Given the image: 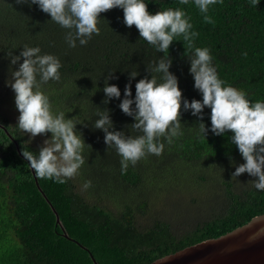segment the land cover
I'll return each instance as SVG.
<instances>
[{"label":"trees","instance_id":"16d2710c","mask_svg":"<svg viewBox=\"0 0 264 264\" xmlns=\"http://www.w3.org/2000/svg\"><path fill=\"white\" fill-rule=\"evenodd\" d=\"M147 7L151 13L183 8L198 33L194 46L210 49L219 77L250 100H264V0L257 6L250 0H223L210 7L211 24L191 2L148 0ZM98 27L99 35L72 48L65 40L67 30L38 6L0 0V92L15 103L6 80L10 67L18 68L23 59L11 65L9 51L18 55L27 44L57 56L61 81L43 87L55 111L82 122L76 127L86 143L83 182H92L83 190L77 176L65 184L38 178L22 150L35 154L39 146L17 128L18 121L0 114V264H147L264 213V191L253 186L257 178L247 172L232 177L244 160L228 138L231 130L197 135L201 121L183 106L184 136L172 144L161 138V155L147 154L122 169L121 157L104 142V132L93 127L95 113L110 109L115 129L131 134L128 126L134 119L119 108L129 74L139 73L131 80L134 97L136 82L151 78L149 61L164 53L155 52L135 25L126 26L120 8L100 13ZM176 39L168 53L170 71L178 77L184 98L202 99L189 72L188 44ZM109 73L113 78L108 83L120 88L121 98L105 104ZM210 111L205 108L203 116L209 128Z\"/></svg>","mask_w":264,"mask_h":264},{"label":"clouds","instance_id":"9594fccd","mask_svg":"<svg viewBox=\"0 0 264 264\" xmlns=\"http://www.w3.org/2000/svg\"><path fill=\"white\" fill-rule=\"evenodd\" d=\"M18 2L36 5L49 14L51 21L67 30L65 40L72 48L77 46V41L80 45H86L94 34H100V13L120 8L123 10L126 26L135 25L140 37L155 52L164 53L163 57L149 61L151 78L145 76L136 82L134 97L131 80L139 73L134 70L129 74L130 82L125 85L119 108L134 119L128 126L131 134L115 129L110 109L104 108L95 113L97 118L93 127L104 132V142L108 149L115 148L121 157L122 169L126 170L129 164L135 165L147 154L161 155L165 147L161 138L172 144L174 139L184 136V124L181 122L183 106L184 111L190 110L201 121L198 123L197 135L202 134L206 138L208 131L214 135H226L231 130L228 138L238 148L244 160V163L235 167L232 177L237 178L247 172L257 178L252 180L254 188L264 191V100H250L245 91L227 84L219 77L210 49L194 46L193 41L198 33L192 30L191 18L183 8L168 7L151 13L147 7L148 0ZM190 2L204 15L205 22L211 24L214 21L208 15L209 9L223 0H179L180 5H188ZM250 3L257 6L260 0H250ZM177 37H182L188 44L189 72L202 99L193 98L189 101L184 98L178 77L170 71L172 60L168 56L169 48ZM8 56L11 65H16L23 59L18 68L10 67V77L6 80V85L15 93V105L20 113L17 128L24 134H30L32 138L51 133L38 152L34 154L24 148L22 155L30 162L27 166L34 170L38 178L65 184L77 176L85 164L83 150L86 143L83 134L76 127L82 122L73 117L66 118L63 111H55L43 87L50 81H61L62 63L57 56L42 53L39 46L27 44L22 46L18 55L9 51ZM112 78V73L105 77V104L113 98H121L120 88L108 83ZM205 108L211 110L210 128L203 122ZM91 186L92 182L86 180L82 189L87 190Z\"/></svg>","mask_w":264,"mask_h":264},{"label":"water","instance_id":"95a60500","mask_svg":"<svg viewBox=\"0 0 264 264\" xmlns=\"http://www.w3.org/2000/svg\"><path fill=\"white\" fill-rule=\"evenodd\" d=\"M16 146L21 152L17 142ZM56 218L60 222L57 212ZM147 264H264V213L223 235L188 245Z\"/></svg>","mask_w":264,"mask_h":264},{"label":"rangeland","instance_id":"374dc122","mask_svg":"<svg viewBox=\"0 0 264 264\" xmlns=\"http://www.w3.org/2000/svg\"><path fill=\"white\" fill-rule=\"evenodd\" d=\"M6 95L0 92V114L6 115L12 120L18 121V117L20 115L18 109L15 107V103L9 100V97H4ZM30 135V134H29ZM31 140L41 148L43 146V141L47 139L43 134L37 135L35 138H32L30 135ZM83 175L84 170L81 167L79 173L77 175L78 179L82 182L83 185Z\"/></svg>","mask_w":264,"mask_h":264}]
</instances>
